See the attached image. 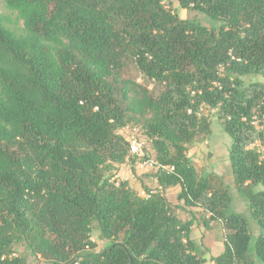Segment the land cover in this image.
Wrapping results in <instances>:
<instances>
[{
  "label": "trees",
  "instance_id": "obj_1",
  "mask_svg": "<svg viewBox=\"0 0 264 264\" xmlns=\"http://www.w3.org/2000/svg\"><path fill=\"white\" fill-rule=\"evenodd\" d=\"M176 1L218 25L181 19L164 0H2L0 264H206L196 219L163 195L176 187L227 230L213 264H264V0ZM206 110L232 139L234 187L257 237L231 212V191L213 190L188 156L212 133ZM133 130L174 168H154L146 197L114 179L138 158ZM142 159L153 160L145 147Z\"/></svg>",
  "mask_w": 264,
  "mask_h": 264
},
{
  "label": "rangeland",
  "instance_id": "obj_2",
  "mask_svg": "<svg viewBox=\"0 0 264 264\" xmlns=\"http://www.w3.org/2000/svg\"><path fill=\"white\" fill-rule=\"evenodd\" d=\"M164 3L168 9L175 11L181 19H197L206 27L218 25V23L212 21L205 15L192 10L182 9L176 0H164ZM0 11L7 15L11 14L4 8L2 0H0ZM14 18L15 17H13V19ZM130 75L132 78H135L138 83H142L143 78L136 68H131ZM247 80L248 78L246 81ZM258 80L264 82L262 78H258ZM154 86V83L149 85L151 89H153ZM206 113L212 123V133L190 148L188 156L193 161L199 175L208 176L213 190L229 189L231 191L233 196L231 212L244 216L251 227L254 237H257L258 226L250 214L248 199L234 187L230 162L232 139L226 134L224 122L219 119L216 112L206 110ZM258 128L264 132L263 126H258ZM123 134L127 135V132ZM139 138L144 143L147 159L155 160V152L152 148L151 141L141 133ZM256 146L264 158V143L258 142ZM134 160L135 161L132 162L131 158L126 164L120 166L114 179H116L117 182L128 181L133 190L140 196L146 197L145 188L151 191H156L158 189L157 180L155 179L157 170L151 167L142 168L140 163L143 159L134 158ZM261 189L262 187L259 186L256 188V191ZM180 190V187L171 188L164 191L163 195L175 208L180 219L184 221L191 218L196 219L192 232L193 239L200 248L198 249L199 254L206 259V264H212L214 258L224 252L227 230L222 221L213 219L212 215L205 212L202 208L189 207L186 206L183 201H180L178 199ZM92 240L97 245V251H101L104 248L106 240L100 237V233L97 230H94ZM22 250L23 249H21V251ZM29 264H47V262L44 258L29 256Z\"/></svg>",
  "mask_w": 264,
  "mask_h": 264
},
{
  "label": "built area",
  "instance_id": "obj_3",
  "mask_svg": "<svg viewBox=\"0 0 264 264\" xmlns=\"http://www.w3.org/2000/svg\"><path fill=\"white\" fill-rule=\"evenodd\" d=\"M132 134L130 135V154L134 157H138L140 159H142L144 157V143L141 142L138 138H137V130H133L131 131ZM140 166L142 168H147V167H151V168H163L165 170L168 171H174L173 167H166V166H162L159 165L155 160H143L140 163Z\"/></svg>",
  "mask_w": 264,
  "mask_h": 264
},
{
  "label": "crops",
  "instance_id": "obj_4",
  "mask_svg": "<svg viewBox=\"0 0 264 264\" xmlns=\"http://www.w3.org/2000/svg\"><path fill=\"white\" fill-rule=\"evenodd\" d=\"M257 232H259V229H257ZM212 264H213V262H212Z\"/></svg>",
  "mask_w": 264,
  "mask_h": 264
}]
</instances>
